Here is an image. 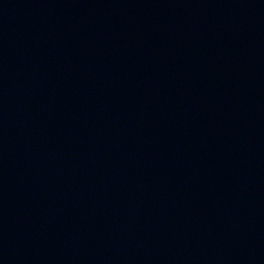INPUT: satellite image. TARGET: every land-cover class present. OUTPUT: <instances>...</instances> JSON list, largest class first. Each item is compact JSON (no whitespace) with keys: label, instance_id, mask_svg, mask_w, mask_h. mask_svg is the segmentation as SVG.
Listing matches in <instances>:
<instances>
[{"label":"water","instance_id":"1","mask_svg":"<svg viewBox=\"0 0 264 264\" xmlns=\"http://www.w3.org/2000/svg\"><path fill=\"white\" fill-rule=\"evenodd\" d=\"M0 264H264V0H0Z\"/></svg>","mask_w":264,"mask_h":264}]
</instances>
